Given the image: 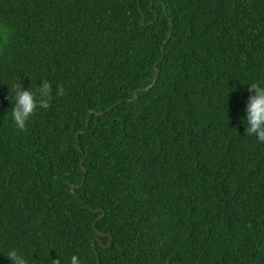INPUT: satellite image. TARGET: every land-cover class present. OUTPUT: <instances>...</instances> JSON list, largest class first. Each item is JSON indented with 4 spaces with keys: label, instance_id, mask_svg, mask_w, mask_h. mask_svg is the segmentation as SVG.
<instances>
[{
    "label": "trees",
    "instance_id": "obj_1",
    "mask_svg": "<svg viewBox=\"0 0 264 264\" xmlns=\"http://www.w3.org/2000/svg\"><path fill=\"white\" fill-rule=\"evenodd\" d=\"M0 26V253L264 264V143L240 122L264 0H0ZM41 79L18 131L7 86Z\"/></svg>",
    "mask_w": 264,
    "mask_h": 264
},
{
    "label": "clouds",
    "instance_id": "obj_2",
    "mask_svg": "<svg viewBox=\"0 0 264 264\" xmlns=\"http://www.w3.org/2000/svg\"><path fill=\"white\" fill-rule=\"evenodd\" d=\"M9 39L7 27L0 26V44L6 43ZM20 80H12L8 87V99L11 104L10 119L18 131H24L30 118L37 110H47L53 99L52 84L47 79H41L39 86L35 89L30 85L25 88ZM248 93L244 115L241 118L245 131L249 136H254L256 141L264 143V81L248 83ZM56 95H64V89L57 86ZM9 264H29L26 257L16 247L8 248L6 253H0ZM56 264H60L59 260ZM70 264H81L77 256L70 258Z\"/></svg>",
    "mask_w": 264,
    "mask_h": 264
},
{
    "label": "water",
    "instance_id": "obj_3",
    "mask_svg": "<svg viewBox=\"0 0 264 264\" xmlns=\"http://www.w3.org/2000/svg\"><path fill=\"white\" fill-rule=\"evenodd\" d=\"M155 80H156V76L154 77L152 83H154ZM149 87H151V85L148 86L146 89H148ZM146 89H144V90H146ZM137 91H142V90H137ZM137 91L134 93V96H135V97H136V93H137ZM82 184H83V180H82ZM70 189L74 192L75 187L71 185V186H70ZM102 217H103V214H102V216H101L100 218H102ZM100 218H99V219H100ZM97 234L99 235V233H97ZM109 245H110V239H109L108 244H107L106 246H103V247H104V248H109ZM97 264H99V263H98V260H97Z\"/></svg>",
    "mask_w": 264,
    "mask_h": 264
},
{
    "label": "bare ground",
    "instance_id": "obj_4",
    "mask_svg": "<svg viewBox=\"0 0 264 264\" xmlns=\"http://www.w3.org/2000/svg\"><path fill=\"white\" fill-rule=\"evenodd\" d=\"M143 23H144V21H143Z\"/></svg>",
    "mask_w": 264,
    "mask_h": 264
}]
</instances>
